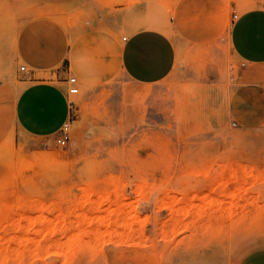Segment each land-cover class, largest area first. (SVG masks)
Here are the masks:
<instances>
[{
  "label": "rangeland",
  "instance_id": "obj_1",
  "mask_svg": "<svg viewBox=\"0 0 264 264\" xmlns=\"http://www.w3.org/2000/svg\"><path fill=\"white\" fill-rule=\"evenodd\" d=\"M230 1L200 8L199 0H0V264L264 257V121L238 125L231 116L242 64L227 46L218 77L207 75L231 26ZM38 20L64 29L69 52L56 69L34 74L16 48ZM145 28L165 31L177 47L176 67L158 85L169 119L158 110L153 126L144 90L118 57L125 39ZM36 84L61 99L39 109L27 94ZM66 122L71 140L63 147L56 138Z\"/></svg>",
  "mask_w": 264,
  "mask_h": 264
},
{
  "label": "crops",
  "instance_id": "obj_2",
  "mask_svg": "<svg viewBox=\"0 0 264 264\" xmlns=\"http://www.w3.org/2000/svg\"><path fill=\"white\" fill-rule=\"evenodd\" d=\"M237 1V0H236ZM251 6L239 9L238 1H230L233 12L231 26L214 46L213 60L207 65V75L218 77L220 58L230 56L242 64L239 87L230 99V112L235 124L256 126L264 121V0H246ZM216 0H199L197 6L214 7ZM120 57V65L126 78L141 87L147 96L145 120L150 126L158 124V110L169 119L167 108L158 99L162 94L159 84L174 71L177 60V47L172 38L159 28L137 30L126 38ZM18 55L36 74L38 71H50L64 63L69 52L66 32L58 24L47 20H38L21 31L17 48ZM36 93L40 94L34 100ZM29 102L38 104L41 109L51 96L59 100L60 92L44 84L28 88ZM109 107L117 109L116 101ZM42 110V109H41ZM41 128L44 123H38ZM247 264H264V257Z\"/></svg>",
  "mask_w": 264,
  "mask_h": 264
},
{
  "label": "built area",
  "instance_id": "obj_3",
  "mask_svg": "<svg viewBox=\"0 0 264 264\" xmlns=\"http://www.w3.org/2000/svg\"><path fill=\"white\" fill-rule=\"evenodd\" d=\"M126 40V39H125ZM22 70H26L25 66H22L21 68ZM70 84V92L72 94H77V92H79V88L75 87L76 85V79L72 78L69 81ZM71 140V129L69 127V124L66 122L62 127H61V132L60 134L57 136L56 138V144L59 146H67V144L70 142Z\"/></svg>",
  "mask_w": 264,
  "mask_h": 264
},
{
  "label": "bare ground",
  "instance_id": "obj_4",
  "mask_svg": "<svg viewBox=\"0 0 264 264\" xmlns=\"http://www.w3.org/2000/svg\"><path fill=\"white\" fill-rule=\"evenodd\" d=\"M48 12H50V10H47ZM52 11V10H51ZM46 13V12H45ZM54 13H57V12H54ZM52 14V13H51ZM39 15H40V13H39ZM43 15V14H42ZM47 16V15H46ZM48 17V16H47ZM152 27H156V26H152ZM121 51H122V48L121 49H119V54H121ZM250 134V133H249ZM251 135V134H250ZM250 135H249V137H250ZM254 135V134H253ZM252 136V135H251ZM257 137V136H256ZM261 137V136H260ZM247 141H249V140H247ZM62 247V246H61ZM61 247L60 248H58V249H56L57 250V253H59V255L57 254V253H55L56 254V256L58 255V256H62V253H60V252H58V251H62V250H60L61 249ZM64 252H66V251H64ZM63 252V253H64ZM66 253H68V252H66ZM61 254V255H60ZM69 254V253H68ZM64 255H65V253H64ZM65 256H67V255H65Z\"/></svg>",
  "mask_w": 264,
  "mask_h": 264
}]
</instances>
